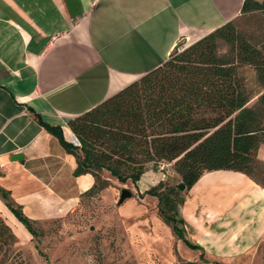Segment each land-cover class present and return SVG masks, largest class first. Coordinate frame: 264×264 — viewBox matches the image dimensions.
I'll return each mask as SVG.
<instances>
[{
  "label": "crops",
  "instance_id": "1",
  "mask_svg": "<svg viewBox=\"0 0 264 264\" xmlns=\"http://www.w3.org/2000/svg\"><path fill=\"white\" fill-rule=\"evenodd\" d=\"M242 3L0 0V187L33 222L74 210L94 178L74 175L75 157L33 112L69 141L70 118L160 65L179 41L191 43L237 17ZM258 158L264 161V145ZM150 172L156 180L165 175L153 168L142 174L134 185L143 198L155 184L143 185ZM178 212L188 231L216 227L232 242L254 241L264 233V187L241 172L207 171ZM0 217L16 237L30 238L1 195Z\"/></svg>",
  "mask_w": 264,
  "mask_h": 264
},
{
  "label": "trees",
  "instance_id": "2",
  "mask_svg": "<svg viewBox=\"0 0 264 264\" xmlns=\"http://www.w3.org/2000/svg\"><path fill=\"white\" fill-rule=\"evenodd\" d=\"M264 11V0H243L234 19L170 51L167 59L91 109L67 122L79 145L66 141L60 126L37 121L75 157L74 175L90 174L84 193L109 185L104 172L137 182L152 163H170L188 190L207 171L232 170L264 187V42L237 30L241 14ZM158 199L157 213L173 233L184 236L180 189L160 181L145 191ZM6 205L35 235L33 221L0 187ZM10 227L0 217V242ZM201 258L202 253H201Z\"/></svg>",
  "mask_w": 264,
  "mask_h": 264
},
{
  "label": "rangeland",
  "instance_id": "3",
  "mask_svg": "<svg viewBox=\"0 0 264 264\" xmlns=\"http://www.w3.org/2000/svg\"><path fill=\"white\" fill-rule=\"evenodd\" d=\"M234 24L247 37L264 42V11L241 14ZM186 44L181 40L179 47ZM148 168H153L152 163ZM103 174L109 180L105 189L86 194L65 216L33 222L36 234L30 233V238L6 231V240L0 242V264H264V233L254 241L232 242L216 227L194 232L183 226L185 238L202 245L191 249L162 221L155 196L143 198L131 179L120 181ZM164 174L156 180L150 172L147 176L153 178L143 180V185L180 183L173 166ZM122 189H129L132 196L119 204ZM185 192L180 190V195Z\"/></svg>",
  "mask_w": 264,
  "mask_h": 264
},
{
  "label": "water",
  "instance_id": "4",
  "mask_svg": "<svg viewBox=\"0 0 264 264\" xmlns=\"http://www.w3.org/2000/svg\"><path fill=\"white\" fill-rule=\"evenodd\" d=\"M19 158H20V155H19ZM177 187L181 191L185 190V185L183 183H181V182L177 184ZM131 196H132V192L129 189H122L121 193H120V196H119L118 203L121 204L125 199L130 198ZM174 264H177V263H174ZM182 264H193V263L187 261V262L182 263Z\"/></svg>",
  "mask_w": 264,
  "mask_h": 264
},
{
  "label": "built area",
  "instance_id": "5",
  "mask_svg": "<svg viewBox=\"0 0 264 264\" xmlns=\"http://www.w3.org/2000/svg\"><path fill=\"white\" fill-rule=\"evenodd\" d=\"M69 142H71L73 145H79V141L77 139V137L75 135H72L70 137V140ZM170 163H166V162H160L158 165H157V169L158 171L160 172H165V170H167V167H169Z\"/></svg>",
  "mask_w": 264,
  "mask_h": 264
}]
</instances>
